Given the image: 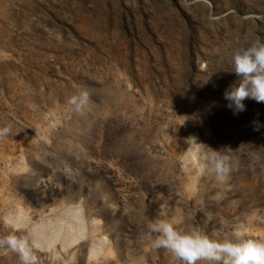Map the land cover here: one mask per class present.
Here are the masks:
<instances>
[{
    "label": "rangeland",
    "instance_id": "rangeland-1",
    "mask_svg": "<svg viewBox=\"0 0 264 264\" xmlns=\"http://www.w3.org/2000/svg\"><path fill=\"white\" fill-rule=\"evenodd\" d=\"M257 39L264 0H0V239L36 264H178L149 219L264 240V102L224 95ZM229 148L221 185L199 160Z\"/></svg>",
    "mask_w": 264,
    "mask_h": 264
},
{
    "label": "clouds",
    "instance_id": "clouds-1",
    "mask_svg": "<svg viewBox=\"0 0 264 264\" xmlns=\"http://www.w3.org/2000/svg\"><path fill=\"white\" fill-rule=\"evenodd\" d=\"M232 66L238 80L224 95L229 101L228 107L238 114L246 110V99L264 102V39H257L237 51L232 57ZM88 100V92L82 91L71 97L68 103L80 111ZM10 131L11 126H5L0 128V135H7ZM189 140L196 141V138ZM226 151L232 150H211L202 153L199 160L201 170L211 174L221 185L228 184L233 171V161ZM257 160L253 158V162ZM147 228L156 234L155 247L170 253L178 264H264V240L250 238L241 224L232 226L230 236L221 235V230L216 228L211 235L199 227L181 230L174 222L165 219H149ZM3 246L16 252L21 264H36L28 236L9 234L0 239V247Z\"/></svg>",
    "mask_w": 264,
    "mask_h": 264
}]
</instances>
